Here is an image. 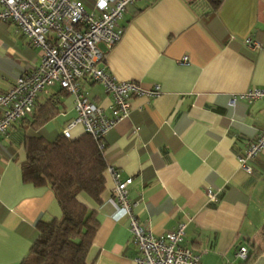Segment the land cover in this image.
<instances>
[{
  "label": "crops",
  "instance_id": "0c3cea01",
  "mask_svg": "<svg viewBox=\"0 0 264 264\" xmlns=\"http://www.w3.org/2000/svg\"><path fill=\"white\" fill-rule=\"evenodd\" d=\"M80 1L90 10L95 2ZM118 25L119 41L107 50L99 45L107 68L119 81L160 89L153 97L132 96L129 115L105 136L107 162L132 178L129 197L141 226L160 235L185 222L183 243L199 254V264H240L239 246L253 253L247 264H264V148L248 160L251 174L237 160L264 130V100L229 103L249 88H264V0H222L208 14L187 0H137ZM247 38L259 46L247 45ZM183 56L187 63L180 62ZM40 60L41 50L14 22L0 21V93ZM80 85L110 113L111 94L100 83ZM35 103L36 115L0 134V264H19L37 236L36 222L61 215L48 186L22 180L21 163L28 134L52 140L75 116L73 96L53 85ZM46 112L50 117L35 124ZM82 133L77 126L72 138ZM113 187L105 171L99 204L78 196L98 219L87 254L91 264H135Z\"/></svg>",
  "mask_w": 264,
  "mask_h": 264
},
{
  "label": "built area",
  "instance_id": "2783aa9c",
  "mask_svg": "<svg viewBox=\"0 0 264 264\" xmlns=\"http://www.w3.org/2000/svg\"><path fill=\"white\" fill-rule=\"evenodd\" d=\"M135 1L95 0L93 8L87 10L80 0H0V21L14 22L29 43L41 50L39 64L18 76L7 90L0 93V134H6L14 122L31 114L37 95L47 93L55 84L73 96L75 116L61 130L66 138H72V130L80 126L83 132L103 139L117 122L129 115L132 96L158 95V85L145 88L133 80H117L105 62L106 50L119 41L123 33L118 21L126 7ZM245 43L259 46L252 38H247ZM100 44L106 50L101 49ZM187 61V56L180 60L183 64ZM81 80L100 83L105 92L111 94L109 114L86 97ZM237 99L247 102L264 100V88H249L231 96L229 103L233 105ZM262 148L264 130L237 155L239 166L246 173H252L248 160ZM106 171L114 182L112 193L119 211L118 218L128 220L130 243L136 250L135 264H199V254L183 243L185 222H179L173 230L160 235L146 230L134 212L135 202L129 197L132 178H122L118 169L109 163ZM206 194L209 200H217V194L211 189H207ZM247 254L245 246L236 250L241 260Z\"/></svg>",
  "mask_w": 264,
  "mask_h": 264
},
{
  "label": "trees",
  "instance_id": "16d2710c",
  "mask_svg": "<svg viewBox=\"0 0 264 264\" xmlns=\"http://www.w3.org/2000/svg\"><path fill=\"white\" fill-rule=\"evenodd\" d=\"M187 2L208 14L215 12L222 0ZM35 104L31 115H36ZM49 114L46 112L41 119H35V124L45 122ZM102 143L103 147H100ZM105 146V137L96 139L86 132L76 138H66L60 132L52 140L37 132L25 137L21 178L34 186H48L54 193L61 215L49 221L36 222L37 236L19 264H91L87 261V254L98 219L95 209L82 203L78 196L84 194L96 204L101 202L108 164ZM252 255L248 251L240 264H247Z\"/></svg>",
  "mask_w": 264,
  "mask_h": 264
},
{
  "label": "rangeland",
  "instance_id": "374dc122",
  "mask_svg": "<svg viewBox=\"0 0 264 264\" xmlns=\"http://www.w3.org/2000/svg\"><path fill=\"white\" fill-rule=\"evenodd\" d=\"M86 8H87L88 10H90V9L88 8V6H86ZM55 85H57V86H58V84H55Z\"/></svg>",
  "mask_w": 264,
  "mask_h": 264
}]
</instances>
